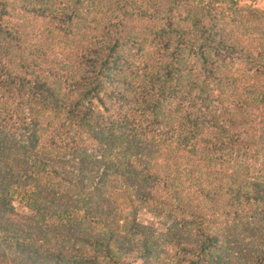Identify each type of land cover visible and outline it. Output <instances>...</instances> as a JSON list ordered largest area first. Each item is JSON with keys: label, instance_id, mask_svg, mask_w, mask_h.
<instances>
[{"label": "trees", "instance_id": "1", "mask_svg": "<svg viewBox=\"0 0 264 264\" xmlns=\"http://www.w3.org/2000/svg\"><path fill=\"white\" fill-rule=\"evenodd\" d=\"M240 1L0 0V261L264 264V9Z\"/></svg>", "mask_w": 264, "mask_h": 264}, {"label": "rangeland", "instance_id": "2", "mask_svg": "<svg viewBox=\"0 0 264 264\" xmlns=\"http://www.w3.org/2000/svg\"><path fill=\"white\" fill-rule=\"evenodd\" d=\"M239 4H240V7L242 9L241 15L242 16L244 15L246 20H250L251 15L246 17V14H248L251 10H253V9L263 10L264 9V0H256V1H254V0H241ZM151 8H152V6H150V9L147 8V5L144 6V15H145L144 24L145 25L150 24L149 16H153L155 14L154 12H152ZM244 25L243 24L240 25V31H242V32L243 31H252L250 25H248V24H244ZM246 26H247V28L248 27H250V28H248V30H246ZM158 44L159 43H153L150 41V42H148L147 46L144 49L146 51H148V50L150 51L151 49L157 51L158 50ZM146 51H145V54H146ZM138 53H141V52L139 51ZM142 61H144V60L142 59ZM243 62H246V61L244 60ZM248 68H249V65L247 64L246 69H248ZM254 161H255V159H254ZM255 162H256L257 166H259L261 163H263V167H264V154L259 155V157L257 158V161H255ZM151 214L152 213L147 210V211L143 212L142 217L145 219V218L151 217ZM0 264H12V263H11V261L8 260L5 262L0 261ZM123 264H135V263L127 261ZM137 264H141V262H138Z\"/></svg>", "mask_w": 264, "mask_h": 264}]
</instances>
